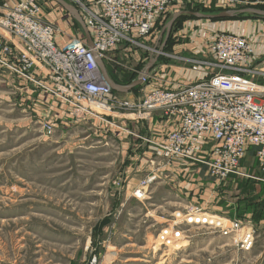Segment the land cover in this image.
<instances>
[{
  "label": "rangeland",
  "instance_id": "1",
  "mask_svg": "<svg viewBox=\"0 0 264 264\" xmlns=\"http://www.w3.org/2000/svg\"><path fill=\"white\" fill-rule=\"evenodd\" d=\"M19 1L0 0V5ZM79 1L90 8L97 6V0ZM191 1L194 5L174 21V11L169 10L173 2L151 32L110 51L103 60L109 77L124 84L140 79V95L149 83L173 87L174 70L198 69L214 61L205 41L218 22L227 20L238 22L237 31L253 46L247 76L264 88V30L259 25L264 19L246 12L224 19L196 17L188 12L218 14L233 8L217 1ZM37 2L47 22L59 28L69 24L66 29L76 35L72 38L84 36L81 24L56 0ZM189 21L196 25L187 27ZM202 25L205 30L200 29ZM185 28L198 32L196 48L185 45L176 50V44L189 42L186 35H178ZM148 67L153 69L146 72ZM24 109L22 104L12 110L7 97L0 102V264H264V226L246 221L244 216L252 217L256 204L264 206V172L254 159L246 155L235 173L219 179L228 182L226 194L235 201L229 205L220 202V211L212 212L208 205H217L203 200L205 188L210 191L211 186L206 187L202 180L198 179L196 191L191 188L187 196L189 189L177 186L171 171H158L163 166H125L129 158L125 148H131L127 144L132 140L121 132L135 135L130 126L122 131L112 118L109 121L112 115L106 116L108 121L89 115L102 122L97 123L81 118L88 113L73 108L76 115L69 124L49 131L44 126L47 122L37 121ZM219 187V191L224 188ZM238 194H245L243 201H236ZM193 197L197 199L187 200ZM193 206L208 215L252 225L254 246L242 250L234 235L223 236L210 224L188 222L187 212ZM178 244L185 245L175 248Z\"/></svg>",
  "mask_w": 264,
  "mask_h": 264
},
{
  "label": "built area",
  "instance_id": "2",
  "mask_svg": "<svg viewBox=\"0 0 264 264\" xmlns=\"http://www.w3.org/2000/svg\"><path fill=\"white\" fill-rule=\"evenodd\" d=\"M73 1L86 14L92 46L80 38H71L59 46L55 37L61 29L42 18L37 0L4 3L0 5V64L46 88L76 111L101 116L105 121L110 115L126 111H136L141 116L178 117L176 127L164 131L162 141L156 142L163 157L170 161L199 162L212 175L224 179L240 168L242 159L254 148L258 167L264 172V88L247 76L254 48L244 35L222 31L213 37L209 51L214 61L205 63L209 68L205 76L173 87H155L142 98L130 101L114 95L97 57L108 59L109 52L119 45L134 43L151 32L158 18L177 0H97L94 8ZM193 1H217L230 8L239 3L264 4V0ZM7 36L17 41V51L5 40ZM44 126L52 130L50 124ZM187 214L188 222L210 224L223 236L234 235L242 250L254 246L252 225L208 215L194 206Z\"/></svg>",
  "mask_w": 264,
  "mask_h": 264
},
{
  "label": "crops",
  "instance_id": "3",
  "mask_svg": "<svg viewBox=\"0 0 264 264\" xmlns=\"http://www.w3.org/2000/svg\"><path fill=\"white\" fill-rule=\"evenodd\" d=\"M73 5H75V7L77 8L79 15L82 17L86 25V14L79 8L77 4L74 3ZM193 5L194 3L191 0H177L173 3V5L170 7L169 10L174 11V16L179 14L176 17L177 19L178 17H180V15H182L183 10L188 9ZM250 7L256 8L257 6L247 7L244 5V3H239L238 5L231 7V9L233 8V10H240ZM256 9L264 10V8H258V7ZM66 11L71 15V17H73L77 22H79V20L76 17H74L68 10ZM256 16L264 19V16H259V15ZM43 19L46 20L44 17ZM192 24L196 25L193 21L187 22L186 25L188 27L189 25L192 26ZM259 25L261 26L260 30H264V26H263L264 24L263 25L259 24ZM68 26L70 25L62 24V27L60 26V28L63 30V32H58L56 34L55 39H56V43L59 46L65 45L72 37H76V35H74L72 30L66 29V27ZM238 26H239L238 22L232 23V21H227V20L218 22V24L215 25L210 30V34L208 35L205 41L206 43L208 42L207 44H205L206 47L209 46V43L211 42L213 37L217 33H219L218 31H226V32L242 35V33L237 31ZM81 27L83 29V35H84L81 39L84 40L88 45L89 44L92 45L93 44L92 32L87 27V25H86V29L82 25ZM200 29L205 30L206 28L204 25H202ZM178 35L180 36L186 35L188 37L189 42L187 44L185 43L176 44L175 45L176 50L183 49L185 45H187V47L190 49L196 48L195 46L196 43L194 44V40H195V35L196 37L198 35L197 31L194 34L193 31L186 32V28H185L182 31H179ZM5 40L11 42V44L14 47V50L17 51L18 43L14 38L7 36ZM204 43L203 41H201L200 42L201 46H203ZM150 68L151 70L153 69V67H148L146 72H149ZM208 72H209V68L206 65L205 67L200 66L198 69L197 68L186 69L185 67H179L178 69L174 70V76H175L174 82L176 83L175 85L179 83H185L191 80L199 79L205 76ZM36 74L41 75L39 71H36ZM42 75L44 74L42 73ZM110 78L120 85L118 90H113L114 94L120 95L119 98L128 99L130 101H135L136 99L140 98L143 95V93L148 92L153 88H155L152 86L153 85L152 83H149L142 90L143 91L142 95H140L141 90H139L138 93V89H139L138 85L129 89L126 87L129 84H124L123 81L120 80L118 81L116 79H113L112 77ZM45 82H47L48 85H52V83L48 79H46ZM6 87L8 89L7 96L5 95ZM6 97L12 104V110H14L16 106L20 109V106L23 104L25 106L24 110L29 113L28 115L30 117L36 118V120L39 122L45 121L48 124H50L52 128L60 127L62 125L65 126L69 124V122H71L76 115L74 114L75 110L73 109V106H71L70 104L66 103L63 100H60L55 95L50 93L48 90L38 88L31 82L22 79L19 75H17L16 73L12 72L8 68L0 64V102L5 101ZM134 113H135L134 111H127L123 115H118L117 118L116 115H112V117H109V121L110 118H112V123L118 124L120 126V127L118 126V128L121 129L122 131L125 130L126 126H130L132 128L131 131L134 132L133 135H135L129 137V134L125 132H121V134H123L124 137L128 138V140L130 139L132 140L131 144H127L129 146L131 145V148L130 147H129L130 149H128V147L125 148V150L128 151V157H129L128 161H125V166H163L161 168H158V171L163 172L162 174H164L166 170L171 171L170 176L171 179L173 178L172 181L174 183L176 182L177 186H179L180 188L189 189V193L188 191L186 192L187 196L190 195L191 188L193 189V192L196 191V186L200 184V182H198V179L199 181L202 180L203 184L206 187L207 185L211 186L210 191L209 189L207 190V188H205L204 191L205 199L203 198V200H205L206 204L214 203L217 205V207L214 205L211 206L208 205V209H212L211 210L212 212H215L216 208H218V210L220 211V207H222L220 202L229 205L235 201L232 200L234 198H229V196L226 194V192H228L227 189L228 182L224 181L223 183H221L219 181V178L215 177L209 172L207 166L189 159H173L170 161L163 157L159 147L156 145V142L162 141L163 139L162 136L164 134V131L165 132L170 131L176 127L177 122L179 120L178 117L165 118L155 114L151 116H141V114H137V113L134 114ZM78 115L79 114H77V117ZM79 117L81 116L79 115ZM81 118L93 120V117L89 115H82ZM93 121L97 123H102L100 120H96V119ZM139 138L141 140H139ZM135 139H138L139 142L133 143ZM249 157L254 159L257 164L254 148H251L249 150L247 154V159ZM243 166L245 165L243 164ZM131 170L133 171V168ZM165 174H169V173H165ZM180 177H186V178L180 180ZM163 179L165 181H169L167 179V175H164ZM220 184H222V186L224 187L220 189L221 191L218 190V188H220L219 187ZM256 187L260 188L259 185H257ZM244 197L245 194H238L236 201L242 199L244 200ZM195 199L197 198L196 197H193L192 199L187 198L188 201H194ZM218 203H220V205ZM218 210L216 214L219 213ZM244 216H246L245 218L246 221L252 222L254 224L259 223V225L264 226V218L261 219L259 218L257 219V221H255L251 217V214H245Z\"/></svg>",
  "mask_w": 264,
  "mask_h": 264
},
{
  "label": "water",
  "instance_id": "4",
  "mask_svg": "<svg viewBox=\"0 0 264 264\" xmlns=\"http://www.w3.org/2000/svg\"><path fill=\"white\" fill-rule=\"evenodd\" d=\"M56 1L58 3H60L66 10H68L74 17H76L79 20V22L81 23V25L86 29V25H85L84 20L79 15L77 8L73 4L67 2L66 0H56ZM244 12L253 13V14L259 15V16H264V10L256 9V8H252V7L240 9V10H226V11H222L218 14H202V13H198V12H188V13L191 15H194V16L202 17V18L220 19V18H233V17H236L239 13H244ZM178 15L174 16L173 21L176 19V17ZM89 46H92V45L89 44ZM97 63L99 65L100 69L103 71L105 78H106L107 82L109 83V85L111 86V88L113 90H118L120 85L109 77V75L107 74V71H106L104 61L101 58L97 57ZM139 81H140V79L133 81L132 83H130L126 87L131 89V88L135 87Z\"/></svg>",
  "mask_w": 264,
  "mask_h": 264
},
{
  "label": "trees",
  "instance_id": "5",
  "mask_svg": "<svg viewBox=\"0 0 264 264\" xmlns=\"http://www.w3.org/2000/svg\"><path fill=\"white\" fill-rule=\"evenodd\" d=\"M261 6H264V5H261ZM261 204V203H260ZM255 211L252 218L253 220L257 221V219H261V218H264V206L261 204V205H255Z\"/></svg>",
  "mask_w": 264,
  "mask_h": 264
},
{
  "label": "bare ground",
  "instance_id": "6",
  "mask_svg": "<svg viewBox=\"0 0 264 264\" xmlns=\"http://www.w3.org/2000/svg\"><path fill=\"white\" fill-rule=\"evenodd\" d=\"M100 71H101L102 75L105 77L103 71H102L101 69H100ZM97 106H98V108H100V109H101V108H102V109L104 108L103 105H101V104H97ZM199 220H204V219H199ZM199 220H198V221H199ZM199 222H201V221H199ZM202 222H206V221H202ZM180 246H183V245L181 244ZM154 247L156 248V246H154ZM177 247H179V245H178ZM179 248H180V247H179Z\"/></svg>",
  "mask_w": 264,
  "mask_h": 264
}]
</instances>
